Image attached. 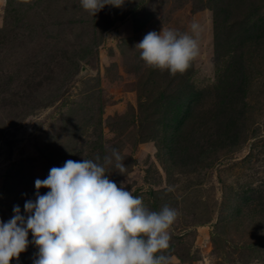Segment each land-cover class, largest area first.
<instances>
[{
  "label": "rangeland",
  "instance_id": "obj_1",
  "mask_svg": "<svg viewBox=\"0 0 264 264\" xmlns=\"http://www.w3.org/2000/svg\"><path fill=\"white\" fill-rule=\"evenodd\" d=\"M193 22L200 53L186 72L146 66L136 45L148 32L195 35ZM0 30L10 40L0 45V222L14 206L27 217L24 204L36 196L23 192L51 168L116 148L125 170L110 167L108 178L150 210L157 202L179 213L164 253L170 264H264V211L223 210L231 187L251 189L248 200L264 203V0H125L95 16L80 0H0ZM51 57L59 61L54 78L33 90ZM245 75V96L234 98V80ZM184 87L198 93L197 119L216 99L231 106L215 129L189 118L174 130ZM221 119L238 123L232 146L220 142ZM187 132L182 151L177 141ZM210 139L215 152L202 158ZM32 239L20 254L27 264L38 252Z\"/></svg>",
  "mask_w": 264,
  "mask_h": 264
},
{
  "label": "clouds",
  "instance_id": "obj_2",
  "mask_svg": "<svg viewBox=\"0 0 264 264\" xmlns=\"http://www.w3.org/2000/svg\"><path fill=\"white\" fill-rule=\"evenodd\" d=\"M125 0H80L95 16L105 5L121 7ZM191 32L161 28L148 32L136 47L146 66L171 75L183 74L199 56L200 25ZM116 148L103 159L67 160L46 179L35 180L36 199L24 204L27 217L13 207L0 222V264H10L26 251L31 232L38 248L33 264H170V228L178 211L168 205L150 210L142 198L108 178L109 168L125 170ZM47 188L40 195V188ZM171 190V189H169Z\"/></svg>",
  "mask_w": 264,
  "mask_h": 264
},
{
  "label": "trees",
  "instance_id": "obj_3",
  "mask_svg": "<svg viewBox=\"0 0 264 264\" xmlns=\"http://www.w3.org/2000/svg\"><path fill=\"white\" fill-rule=\"evenodd\" d=\"M130 12H131V10H130ZM73 23H76V22H73ZM10 26H12V24ZM3 33H5V32H3ZM6 38L7 37H6L5 34H3V35L0 34V45L4 44L5 42H9L10 41L8 38L7 39ZM56 62H57V64H56ZM58 63H59V61L56 60V58H53L52 59V57H51V60H48V62H45L43 64L40 63L41 64V67L44 66V68L41 69L40 71H38V73L39 74H42V72H43L44 75L43 76L41 75V77L38 80L35 81V83H34V85H35L34 87L35 88L33 87V90L36 89L37 87L41 86L44 80H50V79L54 78V74L56 73V70H57L56 67H57ZM238 63H240V65L238 67H236V69H235V67H233L236 74H238V72H239L238 69H240L242 71V67L245 65L242 61H240ZM227 71H229V70L227 69ZM246 78H247L246 75L243 76V77L238 76L234 80V83L236 84V87L234 89V92L236 93V96L233 95L234 98L235 97L236 98L238 97L237 94H239V96L242 95L241 97L245 96L243 80L246 79ZM236 80H238V84L236 83ZM29 81L30 80L28 79V81H26V84L25 85L29 84L28 86L31 87L32 85L29 83ZM182 90H187V92H182V93L180 92V95L179 96L176 95V98H175V102H177V104H176L177 105V108H176V110L173 113V122H174L173 128H174L175 131L180 130L182 124H186V122L188 121L189 118H191V121L192 122L194 120V124L196 126H198L199 128H202V130L205 127H207L210 130H212L211 128L215 129V127H217V121L219 119L218 116L224 114L223 113L224 112V107H227V108H230L231 109V106L228 103H226V101H222V103H221V101H219V100L216 99L215 100L216 105H215L214 109H212L211 111H209L204 116L200 115V117L202 119L201 118L200 119H197L193 115V113L195 111V109L193 107V103L196 102V100L198 98V93H196L193 90V88H188V87H184ZM230 98H233V97L230 96ZM230 98H229V101H230ZM229 101H227V102H229ZM192 115H193V117H192ZM201 122H202V125H201ZM222 125H223V127H222ZM236 126H238V123H236V121H234V119H230L228 121L227 120L226 121L224 120V124H222V119H221L220 127H222V131H221L220 136H222V137H221L220 142H221V144L223 146H227L228 144H229V146H232V145L235 144V140H232V141L229 142V139H230V137L232 139H236V137L233 138V136L239 134L238 133L239 130H236L235 131ZM175 131H172V132L174 133ZM188 137H189V132H187L186 134H184V139H182L183 141L182 140H178L177 141L178 143L183 144L182 151L184 150V144H185L184 141L186 142L185 148H186V150L188 149L187 145L191 141V140L188 141V139H187ZM215 144H216L215 143V139L213 141L210 139V141H208V144L207 145H201L202 146V158H204L205 155L213 154L215 152V149H216L214 147V146H216ZM211 145H213V146H211ZM197 147L199 148L200 145L197 146ZM84 157L85 156H83V158ZM49 165L50 164L47 163L45 165V167L46 166H49ZM47 190L49 191V189H47ZM41 191H42V189H39V194L40 195L46 194L48 192L47 191L46 193H43L45 191L44 190L41 193ZM36 192H37V190H36L35 187H30L29 191H24L23 193H24V195H27V194L30 195V194H32V195H35L36 196ZM227 192H229L230 194H229V196H225L224 197V201L227 202V199L229 198V200L231 201V203L229 205H224L223 210L226 208V206H229L230 209H231V211L234 212L235 215L236 214H240V212H241L240 210L242 209V207H244L246 209L250 208V210L257 211L259 213L264 211V203L261 204L263 201L260 200V199H258L256 197V195L254 197H252V199L255 201L254 203L253 202H250L248 200L250 198V195L248 194V192H251V189H248L247 188L243 192V190L240 189V188L234 189V188L231 187L230 189H227ZM258 200H259V203H257ZM151 208H152V211H159V210L162 209L157 202H152L151 203ZM31 238H33V237H32L31 232H29V234H28V240L30 241ZM32 244H34V243H32ZM172 247H173V244L171 243L170 244V249H169L170 251H172ZM27 263H29V260L24 255H20L18 259H12V260H10V264H27Z\"/></svg>",
  "mask_w": 264,
  "mask_h": 264
}]
</instances>
